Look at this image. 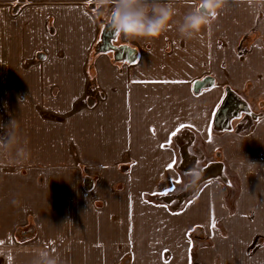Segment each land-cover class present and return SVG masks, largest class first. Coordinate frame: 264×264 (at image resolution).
Here are the masks:
<instances>
[{
    "label": "crops",
    "instance_id": "0c3cea01",
    "mask_svg": "<svg viewBox=\"0 0 264 264\" xmlns=\"http://www.w3.org/2000/svg\"><path fill=\"white\" fill-rule=\"evenodd\" d=\"M80 1L90 18L72 35ZM95 3L0 0V103L12 89L17 104L16 128L0 115V264H31L41 249L60 264H264V0H225L194 40L173 27L129 41L110 30L111 6ZM201 4L174 0L176 19ZM59 20L70 31L51 35ZM15 45H60L81 63L7 66ZM185 129L200 166L220 160L234 185L221 211L214 176L189 212L185 199L159 200L185 188ZM224 212L235 223L221 229Z\"/></svg>",
    "mask_w": 264,
    "mask_h": 264
},
{
    "label": "clouds",
    "instance_id": "9594fccd",
    "mask_svg": "<svg viewBox=\"0 0 264 264\" xmlns=\"http://www.w3.org/2000/svg\"><path fill=\"white\" fill-rule=\"evenodd\" d=\"M96 3L97 7L111 6L107 23L115 33L129 41L155 39L173 27L180 38L194 40L213 24L225 0H202L203 8L192 7L179 20L176 19L174 0H96ZM200 175L193 170L190 183L195 184ZM31 264L60 262L58 256L41 249L33 255Z\"/></svg>",
    "mask_w": 264,
    "mask_h": 264
},
{
    "label": "rangeland",
    "instance_id": "374dc122",
    "mask_svg": "<svg viewBox=\"0 0 264 264\" xmlns=\"http://www.w3.org/2000/svg\"><path fill=\"white\" fill-rule=\"evenodd\" d=\"M82 5L83 2H75L74 3V9H73V13L74 16H77V10L78 8H80L81 10L78 12V21L79 23H77L76 21H74V32L72 35H82L83 30L86 29V25L84 23V20L87 18V16L90 18L89 16V12L83 11L82 10ZM96 5V3H95ZM75 11V12H74ZM84 12V14H83ZM65 14V13H63ZM63 22H65L64 20H59L57 23L58 24H53L50 25V27H47L48 32L51 35H65L68 31H70L69 27L70 25L68 24H63ZM56 27V32L54 31V28ZM110 30H112L110 28ZM57 38L59 39L60 37L57 36ZM57 39V40H58ZM60 44V43H59ZM62 46L58 45L57 47H53L51 50V54H49V52H44V51H39L35 54L33 53H29V48H33V47H28L27 49H20L18 48L17 45H15V48L12 49L16 52H18L16 55H11L9 56V63L5 64L7 66H15L17 64H24L27 67L30 68H34L35 65L37 64H41V65H55V66H59V67H69L68 64H80L81 63V56H71V55H66V54H61L62 50L60 49ZM22 52H24L22 54ZM35 64V65H34ZM31 65V66H30ZM67 65V66H65ZM14 73H11V75H13ZM3 90V89H1ZM5 90V89H4ZM9 92V96H14L13 93H11L12 89H8L7 90ZM8 96V94H6V98L8 99V103L7 104H1L0 103V115H5L7 116L9 119L11 114L9 112H14L15 110V105L17 107V104H14L11 102L10 97ZM1 99V98H0ZM49 115V114H48ZM17 119H11V125H13V128H16V124L15 121ZM1 119H0V127H6V125H2L1 123ZM5 124V123H4ZM32 125V124H31ZM11 128V126L9 127ZM181 133H184V131H181ZM185 133L188 135H185L184 138V142H186L185 144H187L186 147V151H189L187 153V158H182L183 162L185 161V164L183 163V165L181 167H185V170H182L181 172L184 173L185 175V179H186V184H185V188L183 190V192L186 191L187 194H183L180 193L179 196L181 198H177L175 195L176 193H170V194H164L163 197H161L159 200H169L170 205L171 206H175L176 201H180L182 202L184 199L186 200V206L185 208L187 209V212H189V210H193V208L195 207V205L197 204V202H200L199 200H195L192 199L193 196L196 194L197 189L199 188L200 181L203 180L204 178H206L207 176L211 177H217L222 181V188L221 192H217V194H214V196L212 197V200H214L215 204L217 205L219 211H221V209L226 208L227 205L231 204L232 202V195H234V193L230 190L234 185H232L231 183H229V178L227 177V174L225 173V168H224V163L219 160L218 163H214V165H209L207 164L206 166L203 167L200 166L199 162H201L202 160L200 159V161H197L195 159V157H193V155L195 154V151H197V149L194 148L195 143L193 144V137H191V133L189 132L188 129H185ZM14 144H16V138H15V142ZM185 152L182 151L181 154H184ZM186 154V153H185ZM182 164V163H181ZM196 166V167H195ZM180 167V168H181ZM193 170H197L201 175H200V179L197 180L195 182V184H191L190 183V179L192 177L193 174ZM224 187L226 189V192L224 190ZM229 189V191H228ZM171 191V190H169ZM177 199L176 201L174 200ZM183 198V199H182ZM204 203H208V199L204 198L203 200ZM149 205V201H146ZM232 206V205H231ZM217 221H216V225L219 226V228L222 229V227H225L226 225L230 224V223H235V221L232 219L233 217L231 216V214H227V213H219L217 216ZM193 216L192 215H188L187 214V224H190L193 222ZM203 238V237H202ZM185 255H186V259L187 262L190 263L193 261V248L191 249L190 247L188 248V246L185 249ZM193 264V263H192Z\"/></svg>",
    "mask_w": 264,
    "mask_h": 264
},
{
    "label": "water",
    "instance_id": "95a60500",
    "mask_svg": "<svg viewBox=\"0 0 264 264\" xmlns=\"http://www.w3.org/2000/svg\"><path fill=\"white\" fill-rule=\"evenodd\" d=\"M126 53L129 54L130 56L133 54V56L135 57V54L132 53L131 51H129V53L127 51ZM124 57H126V55ZM210 84H211V79L210 78H204V79H202V80L197 81V82L194 83V90L195 91H199L201 88H205V87H207Z\"/></svg>",
    "mask_w": 264,
    "mask_h": 264
},
{
    "label": "snow or ice",
    "instance_id": "6c2138e0",
    "mask_svg": "<svg viewBox=\"0 0 264 264\" xmlns=\"http://www.w3.org/2000/svg\"><path fill=\"white\" fill-rule=\"evenodd\" d=\"M89 2H90V0H89ZM200 7L203 8V4H201ZM116 35L119 36L118 33H116ZM180 127H181V128H184V127H190V126L181 125ZM178 131H180V129H177V132H178ZM176 134H177V133L174 132L172 135L175 136ZM169 167L171 168L172 166L170 165Z\"/></svg>",
    "mask_w": 264,
    "mask_h": 264
},
{
    "label": "trees",
    "instance_id": "16d2710c",
    "mask_svg": "<svg viewBox=\"0 0 264 264\" xmlns=\"http://www.w3.org/2000/svg\"><path fill=\"white\" fill-rule=\"evenodd\" d=\"M187 193H188V192H187ZM187 193H186V191H185V192L182 193V195H183V194H187Z\"/></svg>",
    "mask_w": 264,
    "mask_h": 264
}]
</instances>
